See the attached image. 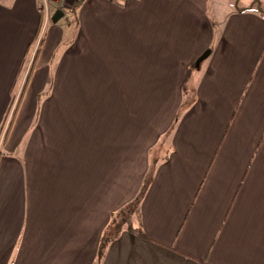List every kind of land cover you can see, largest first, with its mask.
I'll list each match as a JSON object with an SVG mask.
<instances>
[{
	"label": "crops",
	"instance_id": "1",
	"mask_svg": "<svg viewBox=\"0 0 264 264\" xmlns=\"http://www.w3.org/2000/svg\"><path fill=\"white\" fill-rule=\"evenodd\" d=\"M37 1L0 0V264H264V16Z\"/></svg>",
	"mask_w": 264,
	"mask_h": 264
},
{
	"label": "rangeland",
	"instance_id": "2",
	"mask_svg": "<svg viewBox=\"0 0 264 264\" xmlns=\"http://www.w3.org/2000/svg\"><path fill=\"white\" fill-rule=\"evenodd\" d=\"M239 2L242 3V4L250 3V4H253L254 7H256V6H258V4H260V6L262 8H264V0H239ZM55 4H59L61 6H67V7H69L68 5L70 3H69V1H63L62 3L55 2V1H50V6H49L50 9H52L55 6ZM232 6H234L233 5V0H209V14L211 15V17L213 19H215L216 21H218V19L220 18V16L223 15V14H225V12H227L228 10H230ZM56 9L57 8L53 9V12ZM66 15H67V11L64 10V13H63L62 17L59 19V21H60L59 23H62V21L65 20ZM28 70L27 69H24L23 72L25 74H27ZM189 73L190 74H189V78L187 80V83H189L192 80V78H194V73H195L194 68L191 67ZM13 103H14V100H12L11 105L9 106V108L7 110V113L5 114V116H4L3 120H2L3 123L1 122L2 124H0V125H6V128L5 129H7V127H8L9 120H10V117L12 115V111L14 110V106H15V103L16 102L14 104ZM159 154H160V151L156 152L155 153V157H158ZM131 211H135L134 204H129V205L124 206L123 209L121 210V213H120L121 214V217H119L118 221H116L110 227V229L107 231V233L108 234H110V232L111 233H114L117 224H118V227L119 228L120 227L126 228L127 227V224H128V216H129V213Z\"/></svg>",
	"mask_w": 264,
	"mask_h": 264
},
{
	"label": "trees",
	"instance_id": "3",
	"mask_svg": "<svg viewBox=\"0 0 264 264\" xmlns=\"http://www.w3.org/2000/svg\"><path fill=\"white\" fill-rule=\"evenodd\" d=\"M76 4H78V2H77ZM233 4H234V7H235L237 10H239V11H247V10L256 9V10H257L262 16H264V8H262V7L260 6V4H258V6H256V7H254L253 4H250V3H248V4H241V3L239 2V0H233ZM147 181H148V179H145V181L143 182V184H142V186H141V188H140V190H139V193H138V195H137V197H136V201H138V199H139L140 196L142 195L143 190H144V188H145V185H146ZM118 230H119V227H118V224H117L114 233L117 232ZM107 231H108V230H107ZM114 233H111V232H110V234H108V233L106 232V233L103 235V237H102V239H101V241H100V244H99L98 259H99V256H100V253H101L102 249H103L104 246H105V243L109 240L110 237H112V236L114 235ZM98 259H97V260H98Z\"/></svg>",
	"mask_w": 264,
	"mask_h": 264
},
{
	"label": "built area",
	"instance_id": "4",
	"mask_svg": "<svg viewBox=\"0 0 264 264\" xmlns=\"http://www.w3.org/2000/svg\"><path fill=\"white\" fill-rule=\"evenodd\" d=\"M50 1H55V2L62 3L63 1H66V0H38L37 1V6L43 12V15H44V17L46 19L47 18H50V15H51V13H50V7H49L50 6ZM29 66L30 65L28 63L27 66H26V69L27 70H28ZM18 94H19V89H18V91L14 95V98H13L14 103L16 102V100L18 98ZM5 128H6V125H0V147H1V144H2V140H3V135H4V132H5Z\"/></svg>",
	"mask_w": 264,
	"mask_h": 264
},
{
	"label": "water",
	"instance_id": "5",
	"mask_svg": "<svg viewBox=\"0 0 264 264\" xmlns=\"http://www.w3.org/2000/svg\"><path fill=\"white\" fill-rule=\"evenodd\" d=\"M63 14V11L60 8H57L54 10V12L51 15V20L56 21L61 15ZM210 53V49L206 48L202 53L195 59V65L198 66L200 61L203 60L207 55Z\"/></svg>",
	"mask_w": 264,
	"mask_h": 264
}]
</instances>
